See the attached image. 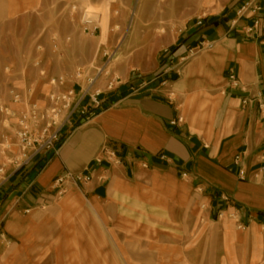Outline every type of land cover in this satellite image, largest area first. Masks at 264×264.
<instances>
[{
	"label": "crops",
	"instance_id": "crops-1",
	"mask_svg": "<svg viewBox=\"0 0 264 264\" xmlns=\"http://www.w3.org/2000/svg\"><path fill=\"white\" fill-rule=\"evenodd\" d=\"M213 21L193 38L209 47L190 55L165 89L128 75L100 96V110L74 121L55 154L9 170L0 264H208L196 232L211 233L219 214L237 217L218 223L223 260L250 242L256 258L264 183L251 170L264 147V31L246 36L252 19L234 13ZM184 53L181 46L175 56ZM67 172L90 179L56 184Z\"/></svg>",
	"mask_w": 264,
	"mask_h": 264
},
{
	"label": "rangeland",
	"instance_id": "rangeland-1",
	"mask_svg": "<svg viewBox=\"0 0 264 264\" xmlns=\"http://www.w3.org/2000/svg\"><path fill=\"white\" fill-rule=\"evenodd\" d=\"M16 1L19 8L13 7ZM241 1L0 0V142L2 136L13 141L14 120L5 111H22L30 102L43 104L52 77L64 75L69 81L65 88L74 87L78 93L93 79L87 91H99V99L111 90L109 84L113 88L132 73L143 81L161 74L156 83L165 89L190 55L209 47L202 38L193 40L202 29L196 20L231 15ZM85 22L88 30H83ZM181 46L185 53L177 57ZM77 68L79 78L74 76ZM163 80L167 85L160 84ZM10 91L20 94L23 102H13ZM11 150L15 152V146ZM214 220L211 233L196 232L200 243L205 237L208 264H264V248L259 245L255 258L251 242L238 249L231 246L223 260L218 223L235 222L237 217L224 214ZM235 225L238 232L244 231L239 222Z\"/></svg>",
	"mask_w": 264,
	"mask_h": 264
},
{
	"label": "built area",
	"instance_id": "built-area-1",
	"mask_svg": "<svg viewBox=\"0 0 264 264\" xmlns=\"http://www.w3.org/2000/svg\"><path fill=\"white\" fill-rule=\"evenodd\" d=\"M234 14L236 19H252L251 25L243 29L246 36H256L255 34L259 31H264V4L260 0L241 1L235 8ZM202 23L203 19L198 18L195 25L200 26ZM84 24L83 30H88V23ZM160 75L153 77L149 82H156L161 77ZM74 76L75 78L80 77L79 68L76 69ZM227 80L231 87L239 86V79L232 69L228 70ZM68 82V78L64 75L52 77L49 80L52 89L45 95L43 104L30 102L22 111H5V114L14 120V128L12 130L13 141H11V137L2 136L0 142V157L3 158V161H0V190L9 180V170L18 171L27 167L41 154H55L57 152L56 143L61 140L65 131L73 125L74 121H80L102 108V101L99 99L100 92L97 91L89 95L87 91V88L92 85L93 79L88 80L86 90L80 88V93L74 87L65 88ZM160 84L164 85L165 80ZM141 86H145V83H141ZM108 89H112V84L108 85ZM10 94L13 102H23L20 94L14 91H10ZM86 98H88L87 102H85ZM181 121L182 118L177 117L170 123L173 125ZM13 146H15V152L11 150ZM260 161L261 165L251 170V180L264 183V147ZM241 162V156L235 155L233 163L241 165ZM245 174L246 172L241 166L238 171L239 178L244 179ZM89 179L90 177L86 175H74L67 172L58 177L55 183L63 186L68 181L87 182ZM221 216L222 214H219V217Z\"/></svg>",
	"mask_w": 264,
	"mask_h": 264
},
{
	"label": "bare ground",
	"instance_id": "bare-ground-1",
	"mask_svg": "<svg viewBox=\"0 0 264 264\" xmlns=\"http://www.w3.org/2000/svg\"><path fill=\"white\" fill-rule=\"evenodd\" d=\"M223 216V215H222Z\"/></svg>",
	"mask_w": 264,
	"mask_h": 264
}]
</instances>
